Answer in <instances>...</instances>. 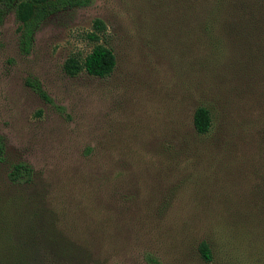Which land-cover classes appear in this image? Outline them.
<instances>
[{"label": "rangeland", "instance_id": "rangeland-1", "mask_svg": "<svg viewBox=\"0 0 264 264\" xmlns=\"http://www.w3.org/2000/svg\"><path fill=\"white\" fill-rule=\"evenodd\" d=\"M185 9L88 0L45 19L27 53L14 11L0 19V138L8 162L30 165L50 190L46 207L75 250L52 261L148 264L150 253L160 264H264V144L230 139L251 117L231 68L243 42L228 45ZM95 19L116 66L69 77L63 65L91 51ZM199 106L213 117L206 135L192 126Z\"/></svg>", "mask_w": 264, "mask_h": 264}, {"label": "trees", "instance_id": "trees-1", "mask_svg": "<svg viewBox=\"0 0 264 264\" xmlns=\"http://www.w3.org/2000/svg\"><path fill=\"white\" fill-rule=\"evenodd\" d=\"M185 3V14L206 22L209 30L221 32L224 41L231 45L230 37L236 36L243 43L231 54L234 79L240 84L245 107L251 110L249 119H241L240 126H233L230 139L246 145L262 147L264 144V0H180ZM88 0H0V19L10 10L19 22V43L27 53L34 33L49 16L77 6ZM207 19V20H205ZM105 24L95 19L92 31L86 38L94 43L84 58H67L64 73L75 77L80 72L97 78L109 76L116 60L112 50L98 44L99 34ZM240 41V42H241ZM222 43V42H221ZM223 44V43H222ZM243 46V47H242ZM242 47V48H241ZM221 52V51H220ZM222 56V54H220ZM45 98L38 84L30 85ZM196 134L206 135L213 127L209 109L197 107L192 116ZM35 170L24 162L9 163L0 138V264H58L49 254L60 259L69 256L71 249L59 228V219L53 208H47L49 189H38ZM264 192V186L258 189ZM57 249V250H54ZM205 263L213 260L209 244L201 241L197 247ZM50 259V260H49ZM148 264H160L150 253L145 255Z\"/></svg>", "mask_w": 264, "mask_h": 264}]
</instances>
